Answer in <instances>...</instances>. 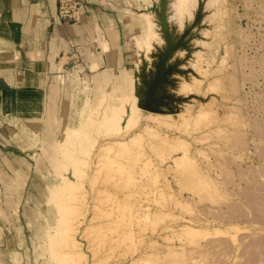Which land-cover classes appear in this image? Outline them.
Returning <instances> with one entry per match:
<instances>
[{
    "label": "rangeland",
    "instance_id": "374dc122",
    "mask_svg": "<svg viewBox=\"0 0 264 264\" xmlns=\"http://www.w3.org/2000/svg\"><path fill=\"white\" fill-rule=\"evenodd\" d=\"M75 1L81 14L85 1ZM172 1L100 0L109 13H119L125 24L121 40L127 64L131 61L128 69L119 74L99 73L93 66L90 72L81 61L61 56L57 67L61 68L64 84L61 101H65L59 104L62 110L58 119H45L51 123L42 125L40 135H36L38 127L35 128V136H39L42 145L22 151L16 141L0 135V264H264V0H187L184 7L193 6V10L198 7L196 11L190 10L193 18L187 12L189 8L184 9L178 0L170 4ZM173 5L175 11L180 6L187 11L173 15ZM162 15L176 48L161 71L164 79L153 88L156 66L168 50ZM151 19L157 21L152 23ZM172 19L178 23L175 25ZM180 20L186 21L184 26ZM150 22L161 28L157 30L161 36L158 34L160 39L157 37V44L147 56L148 52L136 49L134 41L136 36L141 35L142 39ZM177 25L181 31L175 29ZM179 51L182 55L175 56ZM140 58L141 73L137 63ZM146 58H152L150 65L148 61L144 63ZM125 71L127 94H140V105L151 104L156 114H162L169 122L173 117L174 123L165 127L150 123L155 130L146 135L144 145L133 147L135 154L144 149L137 160L133 152L132 156L122 154L123 158L117 154L110 158L115 165L104 158V150L115 140H126L140 132L148 125L144 119L135 128L130 126L129 131L121 130L122 135L118 132L104 135V129L93 128L95 133L90 131V139L83 144L87 151L73 147L68 160H64L58 145L67 127L79 128L104 95L110 93L112 103L115 102L116 96L123 93L118 87ZM190 78L202 81L199 88L195 81L193 86H197H192L199 91L187 90L191 87L187 85ZM179 82L187 91L178 87ZM183 103H189L193 119L204 107L209 108L208 121L201 119L199 128L193 124V129L196 118L191 117L186 126L191 125L184 126L185 121L178 113ZM100 146H105L103 153ZM184 149L188 150L185 156ZM35 156L39 165L33 159ZM80 156L84 158H80L81 163L86 165H81L84 171L78 174L79 181H75L78 175L77 178L72 175L75 163L72 160ZM98 162L106 165L102 167ZM117 164H122L124 170ZM61 174L74 184L78 182L76 186L71 184L78 190L68 189L54 195L52 189L57 184L58 189ZM248 181H254L255 186ZM189 222L207 234L202 231L203 235L195 239L184 238L179 232ZM218 231L224 234L214 235ZM69 234L76 243H71ZM172 245L178 255L170 257L164 251Z\"/></svg>",
    "mask_w": 264,
    "mask_h": 264
},
{
    "label": "crops",
    "instance_id": "0c3cea01",
    "mask_svg": "<svg viewBox=\"0 0 264 264\" xmlns=\"http://www.w3.org/2000/svg\"><path fill=\"white\" fill-rule=\"evenodd\" d=\"M84 1L79 20L70 22L59 19L58 0H0V135L22 151L42 145L34 131L49 124L51 109L52 120L61 116V56L99 73L119 74L131 63L120 14L100 0Z\"/></svg>",
    "mask_w": 264,
    "mask_h": 264
},
{
    "label": "bare ground",
    "instance_id": "6f19581e",
    "mask_svg": "<svg viewBox=\"0 0 264 264\" xmlns=\"http://www.w3.org/2000/svg\"><path fill=\"white\" fill-rule=\"evenodd\" d=\"M174 1H176V0H174ZM174 1H172V2H170V4H174ZM186 1L187 0H178V3H180L181 5H183V7H184V4H186ZM195 1V0H194ZM211 1V0H210ZM209 0H208V2H210ZM215 1V0H214ZM189 2H190V0H189ZM207 2V1H206ZM207 2V3H208ZM176 4L175 5H177L178 3L177 2H175ZM193 3H195V2H193ZM179 4V5H180ZM187 4H188V1H187ZM190 4H192V2L190 3ZM210 4V3H209ZM195 5V4H194ZM178 6V5H177ZM189 6V5H188ZM199 6V5H198ZM205 6H206V3H205ZM174 8V5L173 6H171V8ZM181 7V6H180ZM180 7H178V8H180ZM193 6H190V7H188L189 8V11H187V10H182V7L180 8V9H178L177 7L175 8L176 10H178V11H187L188 13H189V15L191 14L190 13V10H191V8H192ZM196 6H194V9L195 10H193V8H192V11H196V9L198 8H195ZM172 8V9H173ZM187 8V5H185V7H184V9H186ZM187 8V9H188ZM171 9V10H172ZM174 10V9H173ZM173 10H172V12H173ZM178 11H175L174 10V12L172 13L173 15L175 14V12L177 13ZM168 12V11H167ZM170 12V14H171V11H169ZM180 13V12H179ZM146 14V13H145ZM153 14V13H152ZM171 14V15H172ZM183 14V12L181 13V15ZM186 14V13H185ZM184 14V18H186L185 15ZM142 15V14H141ZM172 15V16H173ZM180 15V14H179ZM188 15V14H187ZM170 16V15H169ZM193 15L191 14V17H192ZM148 18H149V12H148V16H147ZM154 17H155V15H154ZM171 17V16H170ZM175 17H178V19H182L183 17H180V16H175ZM190 16L188 17V18H191ZM152 18V17H151ZM156 18V17H155ZM172 18H174V17H172ZM193 18V17H192ZM191 18V19H192ZM187 19V18H186ZM148 20V19H147ZM156 20V19H155ZM154 20V21H155ZM173 20V19H172ZM183 20V19H182ZM153 21V22H154ZM157 21V20H156ZM175 21H176V19H175ZM185 21V20H184ZM184 21H182L181 22V20H180V22H181V25H183L184 23H186V21L184 22ZM188 21V20H187ZM190 21V20H189ZM151 22H152V19H151ZM150 22V25H149V27L147 26L145 29H144V34L146 35V37L145 38H143V36H145V35H143L142 36V39H141V35L140 36H136L137 38H136V40L134 41V46L136 47V49H138V51L140 50V51H142L143 53L144 52H148V54H147V56L148 55H150L151 54V52L150 51H152L153 50V48H154V44H157V43H155L156 42V40H157V37H158V32H157V30H160V29H157L158 27L155 25V23L154 24H152ZM172 22V21H171ZM170 22V23H171ZM173 22H174V20H173ZM179 22V23H180ZM193 22V21H192ZM192 22H189V23H192ZM177 23H178V20H177ZM176 23V24H177ZM188 23V24H189ZM172 25H173V23H171ZM174 24H175V22H174ZM175 24V25H176ZM153 25H155L156 27H155V29H156V31H155V29L153 28ZM186 25V24H185ZM184 26V25H183ZM178 27V25L176 26V28L175 29H179V28H177ZM180 30V29H179ZM194 30H196V29H194ZM200 31H201V29H199ZM198 30V31H199ZM181 31V30H180ZM160 32V31H159ZM177 32H179V31H177ZM202 32H203V30H202ZM142 33H143V31H142ZM183 33V32H182ZM181 33V34H182ZM205 34V33H204ZM160 35V34H159ZM161 36V35H160ZM159 38V37H158ZM160 39V38H159ZM164 39V38H163ZM163 39H162V41H163ZM197 40V42H198V39H196ZM161 41V40H160ZM160 41H159V43H160ZM98 42V41H97ZM158 43V44H159ZM164 43V42H163ZM196 43V42H195ZM161 44V43H160ZM159 44V45H160ZM129 45V44H128ZM158 45V46H159ZM158 46H156V47H158ZM155 47V48H156ZM151 49V50H150ZM182 51V50H181ZM136 52H137V50H136ZM142 52H140V56H141V53ZM180 52V51H179ZM177 52V54H175V56L176 55H178V54H181L182 55V53L180 52ZM153 53V52H152ZM183 53L184 54H186V52H184L183 51ZM137 54H138V52H137ZM139 55V54H138ZM143 56V55H142ZM144 56H146V55H144ZM143 56V57H144ZM185 56V55H184ZM153 57V56H152ZM173 57V56H172ZM178 57V56H177ZM179 57H182V56H179ZM148 58V57H147ZM146 58V59H147ZM149 59H151V60H149ZM149 59H147V60H145L144 59V63H145V61H148L147 63H148V65H150V63H151V61H152V58H149ZM157 59V58H156ZM156 59H154L153 58V60H156ZM142 61H141V58H140V61H138L137 63H138V69H139V65L141 66V63ZM140 63V64H139ZM145 65V64H144ZM146 66V65H145ZM152 66V65H151ZM150 67V66H149ZM95 68V67H94ZM148 67H146V69H147ZM145 69V70H146ZM149 69H153V68H149ZM202 69V68H201ZM140 70L141 69H139L138 71L140 72ZM148 71V70H147ZM201 70H199V72H200ZM138 72V73H139ZM152 72H153V70H152ZM141 73V72H140ZM148 73H150V72H148ZM201 73V72H200ZM128 73L125 71L120 77H121V80H123V82L120 84V86L118 87V89H121L122 91H123V93L121 94H119V95H117L116 97V101L115 102H113L112 103V98L110 97V93H106L107 95H104L102 98H100L99 99V102H98V104L95 106V107H93L92 108V110H91V112L88 114V116L86 117V120L85 121H83L82 123H81V125L79 126V128H73L72 126L68 129V127H67V130L65 131V133H64V139L62 140V141H60V143H59V145H58V147L59 146H61L60 147V149H61V151H62V153H61V155H63L62 157L63 158H66V159H64V160H68V156L70 155V153H72L71 152V150L73 149V147H75V149H76V147L77 148H79V149H84L83 148V144H84V142L87 140V139H90L88 136H89V134H90V131H92L93 130V128H95L94 130H96V127H97V129H98V127H100L102 130L104 129L105 130V132H103V134L104 133H107V132H109V133H111V132H113V133H115V132H118L119 134H120V132H121V130L123 131V130H125L126 128L128 129V128H130V126H132L133 125V128H135L134 127V125L135 126H138V125H140V123L142 122V120L144 119L145 121H146V123L148 124L147 126H144V128L140 131V132H136V133H134V134H132L128 139H126V140H115L114 141V143H111L110 145L108 144L107 146V148L105 147V146H100L102 149H100V147H99V149L100 150H102L101 151V153H103V148L105 147V150H104V156H101V158L102 157H104L106 160L107 159H110V158H112L114 155L116 156L117 154L119 155V156H121L122 154H124L125 153V155L126 154H128V156H132L130 153L131 152H133L132 150H133V147H135V146H142V145H144L143 144V141H144V139H145V137H147L146 135L147 134H152L151 132L152 131H154L155 129H154V127H151V124L150 123H153V124H157L158 126L159 125H166L167 126V124H169L170 126H171V122L172 123H174V121H172L171 119L173 118H171L170 119V117H169V115H165L166 117L168 116L169 117V119H170V121L171 122H169V120H167V119H165L164 118V116H161L162 114H160V115H158V113L156 114V111H155V109H153V110H149V107L147 106V107H143L142 105H140V97H141V95L140 94H138V93H135V92H133V95H128L127 94V92H126V89H124V87H126V75H127ZM202 75V74H201ZM178 77H179V74L177 75ZM189 77H190V75H188ZM192 76V75H191ZM137 77V76H136ZM135 77V78H136ZM63 78H61V80H62ZM138 79V81L140 80L139 79V77L137 78ZM137 79H135V81H137ZM178 79V78H177ZM176 79V80H177ZM191 79V78H190ZM197 80V78H192L191 79V82H192V84H190L191 82L190 81H187V82H189V84H187V85H190L189 87L190 88H188L187 90H189V89H191L192 88V90L193 89H196V88H193V87H195V86H197L198 85V88H199V86H200V82H201V85H202V81L200 80V82L199 81H196ZM199 80V79H198ZM198 82L197 83V85H195V86H193V84L195 83V82ZM177 82V81H176ZM140 83V82H139ZM139 83H138V85H139ZM180 83V82H179ZM178 83V84H179ZM182 84V82L179 84L180 86H178V87H181V88H183V91H187V90H185L186 88H184L185 87V85L183 86V85H181ZM196 84V83H195ZM141 85V84H140ZM134 86V85H133ZM193 86V87H192ZM236 86V85H235ZM177 86H176V92H177V88H178ZM188 87V86H187ZM130 88H131V86H130ZM136 88H139V87H137L136 86ZM174 88V87H173ZM237 88H238V85H237ZM236 89V88H235ZM134 91H135V89H134ZM173 91H174V89H173ZM193 91H199V90H193ZM192 91V92H193ZM131 92H132V90H131ZM175 92V93H176ZM191 92V91H190ZM190 92H189V94H190ZM191 92V93H192ZM135 93V94H134ZM142 93V92H141ZM193 94V93H192ZM53 95H55V93H53ZM142 100V99H141ZM192 105V104H191ZM190 105V106H191ZM194 107V106H193ZM192 107V108H193ZM238 108V107H237ZM190 110H192V109H190V107H189V103L187 104V103H183L182 104V109L180 110V112H178V113H180V118H182V119H184L183 121H185V122H183V123H185L184 124V126H186V122L188 121V120H190L191 121V119H189V118H191L190 117ZM209 110V108L207 109V110H205V107L203 108V110L199 113V116L198 115H194V117L196 118H194L193 119V117H192V119L194 120V122H196V123H194V122H192V126H191V128L193 127V124L195 125L196 124V127L198 126L197 124L198 123H201V119L202 120H206V121H208V119H209V117L207 118V115H208V111ZM144 111H145V113H144ZM192 114H193V112H191ZM171 115V114H170ZM173 116V115H172ZM175 116H179V114H177L176 113V115ZM163 117V118H162ZM199 119H198V118ZM179 118V119H180ZM50 119V116H49V118H48V120ZM174 119V118H173ZM177 120V119H176ZM181 120V119H180ZM190 121H189V123H190ZM169 122V123H168ZM205 122V121H204ZM239 123H240V121H238ZM51 122H49V124H50ZM182 123V122H181ZM150 124V125H149ZM246 124V123H245ZM168 125V127L170 128V126ZM188 126H186V127H189L190 125H191V123H190V125L189 124H187ZM239 126V125H238ZM160 127H162V126H160ZM165 127V126H164ZM168 127H166V128H168ZM92 128V129H91ZM99 128V129H100ZM197 128H199V127H197ZM239 128V127H238ZM98 129V130H99ZM127 129H126V131H127ZM193 129H195V127H193ZM190 130H192V129H190ZM128 131H129V129H128ZM187 131V130H186ZM190 132V131H189ZM238 132H239V130H238ZM92 133H95V131L93 132H91V134ZM98 133H99V131H98ZM124 133H126L127 134V132H124ZM259 133H261V132H259ZM97 134V133H96ZM102 134V133H101ZM102 134V135H103ZM101 135V136H102ZM105 135V134H104ZM103 135V136H104ZM109 135V134H108ZM110 135H112V133L110 134ZM120 135H122V134H120ZM114 136H115V134H114ZM116 136H119V135H116ZM94 137V136H93ZM110 137V136H109ZM120 137V136H119ZM95 138V137H94ZM98 138V137H97ZM123 138V137H122ZM100 139V138H99ZM93 140H95V139H93ZM95 141H97V140H95ZM163 141V140H162ZM145 142V141H144ZM86 143V142H85ZM94 143V142H93ZM92 143V144H93ZM92 144H91V146H92ZM77 145V146H76ZM82 145V146H81ZM86 145V144H85ZM95 145V143L93 144V146ZM153 145V144H152ZM90 147V146H89ZM256 147H258V146H256ZM262 147H264V146H262ZM94 148V147H93ZM92 148V149H93ZM144 148V147H143ZM155 148H156V146H155ZM157 148H159V147H157ZM161 148V147H160ZM241 147H239V149H240ZM260 148V147H259ZM86 149H88V148H86ZM152 149V148H151ZM257 149V148H256ZM262 149V148H261ZM261 149H260V151H261ZM85 150V149H84ZM135 150V149H134ZM138 150V149H137ZM142 150H144V149H142ZM142 150H138V152L135 154L134 152V154H135V156H136V160H137V157H138V155L140 156L141 154H142ZM153 150H154V147H153ZM185 150V149H184ZM238 150V149H237ZM254 150H255V148H254ZM263 150V149H262ZM72 151H74V149L72 150ZM85 151H87V150H85ZM85 151H83V157L86 155L85 154ZM90 151H91V149H90ZM90 151H88V153L90 152ZM148 151V150H147ZM187 151L188 150H185V152L183 153L184 154V156L185 155H187ZM264 151V150H263ZM262 151V152H263ZM77 151L75 150V153H76ZM92 152V151H91ZM74 153V154H75ZM87 153V155H89ZM100 153V152H99ZM100 153V154H101ZM255 153V152H254ZM260 153V152H259ZM80 154V153H79ZM78 154V155H79ZM143 154H144V152H143ZM264 154V153H263ZM82 155V154H81ZM92 155V154H91ZM124 155V156H125ZM148 155V154H147ZM242 155V154H241ZM259 155V154H258ZM262 155V153H260V155L259 156H261ZM33 156V155H32ZM71 156H72V154H71ZM70 156V157H71ZM75 156V155H74ZM118 156V157H119ZM258 156V157H259ZM69 157V158H70ZM98 157H100V156H98ZM117 157V156H116ZM141 157H142V155H141ZM36 161H38L39 160V158H38V156H35V157H33ZM76 158H77V156H76ZM80 158H81V156L80 157H78V160L77 159H75V160H72V159H74L73 157H72V161H75V163H74V167H73V169L74 170H72V175L74 174V176H76V178H77V175L78 174H81L80 172H83L84 170H82L81 169V165L83 166L84 164L86 165V163H81L82 161L81 160H84V158L82 159L81 158V160H80ZM87 158H88V156H87ZM91 158H93V157H91ZM103 158V159H104ZM122 158H123V155H122ZM133 158V157H132ZM90 159V158H89ZM85 160L87 161V164L89 165V162H88V160L85 158ZM91 160V159H90ZM98 160V159H97ZM106 160H104V161H106ZM111 160V159H110ZM147 160V159H146ZM70 161V160H69ZM138 161H139V159H138ZM177 161H180V159H177ZM71 162V161H70ZM85 162V161H84ZM111 162H114V161H112L111 160ZM98 163H100V162H98ZM116 163H117V161H116ZM120 163V162H119ZM101 165H102V163H100ZM99 164V165H100ZM104 164V163H103ZM108 164V163H107ZM109 164H111V165H113L112 163H109ZM114 164H115V162H114ZM146 165H148L147 163H145ZM38 165H39V162H38ZM87 165V166H88ZM97 165V164H96ZM106 165V164H105ZM105 165H102V167H104ZM116 165V164H115ZM62 166H63V164H62ZM65 166V165H64ZM110 166V165H109ZM117 166H118V164H117ZM121 167H122V164L120 165ZM120 166H118V167H120ZM263 166V165H262ZM61 167V166H60ZM85 167V166H84ZM149 167V166H148ZM65 168V167H64ZM66 168H67V166H66ZM71 168H72V166H71ZM112 167H110V169H111ZM114 168V167H113ZM117 168V167H116ZM116 168H114V169H116ZM124 167H122V169H123ZM63 169V168H62ZM100 169H102L101 168V166H100ZM118 169V168H117ZM66 170V169H65ZM109 170V169H108ZM119 170V169H118ZM124 170V169H123ZM257 170V169H256ZM73 171H74V173H73ZM107 171V170H106ZM264 171V170H263ZM59 172V171H58ZM66 172V171H65ZM109 172H110V170H109ZM112 172V171H111ZM121 172V171H120ZM61 173V172H60ZM85 173V172H84ZM107 173V172H106ZM116 173V172H115ZM117 173H119V172H117ZM126 173H128V172H126ZM144 173V172H143ZM86 174V173H85ZM129 174V173H128ZM62 175V174H61ZM63 176V175H62ZM83 176V175H82ZM131 176H132V174H131ZM79 177H80V175H78V178H77V180H75V179H73V180H75V181H79L78 179H79ZM84 177V176H83ZM110 177V176H109ZM204 177V176H203ZM253 177H255V176H253ZM130 178L131 177H129V180H130ZM133 178H135V177H133ZM137 179V178H136ZM135 180V179H134ZM249 180V179H248ZM257 180V179H256ZM256 180H255V182H256ZM264 180V179H263ZM262 180V181H263ZM80 181H82L81 179H80ZM130 181H133V179L132 180H130ZM246 182V181H245ZM248 182H250V181H248ZM254 182V181H253ZM252 182V183H253ZM261 182V181H260ZM251 183V182H250ZM251 183V185H253V186H255L254 184H252ZM257 183V182H256ZM259 183V182H258ZM257 183V184H258ZM74 184L73 182H71V178H69V177H67V176H63V178H62V180H61V182H60V184H59V187H58V189H57V186H58V184H57V186H56V188L54 187V189H52L53 191L52 192H54V195H56V194H58V192L60 191V192H62V191H69L68 189H70V191L72 190V189H77V187L75 188L74 186H72V185ZM76 184H78V182L76 183ZM76 184H74L75 186H76ZM80 184H81V182H80ZM257 184H256V187H258L257 186ZM262 184H264V182L262 183ZM78 186V185H77ZM250 186V185H249ZM262 185L260 184V187H261ZM264 186V185H263ZM79 187V186H78ZM80 188V187H79ZM82 188H84V187H81V189ZM254 188V187H253ZM250 189L252 190V188L250 187ZM254 189H256V188H254ZM262 189V188H261ZM78 190V189H77ZM249 190V189H248ZM256 191V190H255ZM262 191V190H261ZM51 192V191H50ZM51 192V193H52ZM85 192V191H84ZM72 194V193H71ZM73 194H75V193H73ZM256 194V193H255ZM254 194V195H255ZM60 195V194H59ZM62 195V194H61ZM248 195V194H247ZM253 195V196H254ZM261 195H263V194H261ZM63 196V195H62ZM69 196H71V195H69ZM56 197V196H55ZM57 197H59L58 195H57ZM248 197V196H247ZM258 197V196H257ZM256 197V198H257ZM65 198H66V196H65ZM64 198V199H65ZM253 198V197H252ZM251 198V199H252ZM260 198V197H259ZM54 199V198H53ZM59 199V198H58ZM62 199V198H61ZM71 199V198H70ZM77 199V198H76ZM264 199V198H263ZM54 200H56V199H54ZM66 200V199H65ZM65 200H63V201H65ZM75 200V199H74ZM68 201V200H67ZM70 201V200H69ZM72 201V200H71ZM64 203V202H63ZM70 203V205L69 206H71V202H69ZM259 204H260V202H258ZM264 203V202H263ZM62 204V203H61ZM47 205V204H46ZM66 205V204H65ZM64 205V206H65ZM254 205H255V202H254ZM68 206V207H69ZM73 206V205H72ZM256 206H258V204L256 205ZM261 206V205H260ZM252 207H254V206H252ZM262 207H263V205H262ZM56 208H57V206H56ZM255 208V207H254ZM258 208V207H257ZM251 210V209H250ZM255 210H259V209H255ZM261 211V210H260ZM263 211H264V207H263ZM251 212V211H250ZM259 212V211H258ZM258 212H256V213H258ZM58 213V212H57ZM252 213H253V211H252ZM263 214V213H262ZM261 214V215H262ZM254 215V214H253ZM239 216V215H238ZM249 216H251V215H249ZM258 216V215H257ZM264 216V215H263ZM260 217V216H259ZM253 218H256V217H253ZM61 219H63V218H61ZM58 221V220H57ZM62 222V221H61ZM60 222V223H61ZM188 223V222H187ZM193 223V222H192ZM61 224H63L64 225V223L62 222ZM194 224V223H193ZM193 224H191L190 222H189V224H185V225H182V227H181V230H180V234L182 235V236H184V238H187L188 240H192V239H195V238H197V236H200V235H203L202 234V231H204V229L203 228H201L200 229V227L198 228V227H196V226H193ZM59 226V225H58ZM68 226V225H67ZM64 227V226H63ZM69 227V226H68ZM72 228V227H71ZM219 231H223V232H225L224 230H219ZM215 232L214 233V235H216V234H224V233H222V232ZM72 233H73V231H71ZM227 233V232H226ZM74 234V233H73ZM204 234H207V232L205 233V231H204ZM71 234H69V237L70 238H72L73 236H70ZM181 236V237H182ZM48 237V236H47ZM58 238V237H57ZM75 238V237H74ZM72 240H74L73 238L71 239V243H76V242H72ZM59 241V240H58ZM56 244H58V243H56ZM63 244V243H62ZM57 246V245H56ZM74 246H76V245H74ZM173 246V245H172ZM170 247V246H168V247H170V248H168L169 250L168 251H164V253H167V254H170V257L172 256L173 257V255L175 256V255H178L177 253V251L178 250H176V246H173V247ZM53 247V246H52ZM54 247H55V244H54ZM58 247H59V245H58ZM57 247V248H58ZM71 247H72V249H73V246L71 245ZM79 248V247H78ZM54 249V248H53ZM76 250V249H75ZM72 251H74V250H72ZM53 253V252H52ZM51 253V254H52ZM73 253V252H72ZM72 253H71V255H72ZM79 253H81V252H79ZM78 253V254H79ZM64 254V253H63ZM67 254V253H66ZM82 254V253H81ZM166 254V255H167ZM76 255V254H75ZM65 256V255H64ZM69 256H70V253H69ZM68 256V257H69ZM169 256V255H168ZM67 257V256H66ZM72 257H74V254H73V256ZM77 257V256H76ZM80 257V256H79ZM78 257V258H79ZM70 258H71V256H70ZM77 258V259H78ZM76 259V260H77ZM72 260V259H71ZM70 260V261H71ZM64 262V261H63ZM67 262H69V261H67ZM73 262V261H72ZM71 263V262H70ZM75 264V263H74Z\"/></svg>",
    "mask_w": 264,
    "mask_h": 264
},
{
    "label": "water",
    "instance_id": "95a60500",
    "mask_svg": "<svg viewBox=\"0 0 264 264\" xmlns=\"http://www.w3.org/2000/svg\"><path fill=\"white\" fill-rule=\"evenodd\" d=\"M164 14V13H163ZM165 15V14H164ZM162 15L161 21L163 24V29H164V36L168 45V50L166 55L161 59V61L159 62V64L156 66L157 72L156 75L157 77L155 78L154 82L151 84V87L153 88H157L158 85L161 84L162 80L165 77V74H162V70L164 68L165 63L169 60L170 56L173 54V52L175 51L176 46H174L173 41L171 39V37L168 34V25H167V20L165 18V16ZM149 107V110H153V106L151 104L145 103L143 107Z\"/></svg>",
    "mask_w": 264,
    "mask_h": 264
},
{
    "label": "built area",
    "instance_id": "2783aa9c",
    "mask_svg": "<svg viewBox=\"0 0 264 264\" xmlns=\"http://www.w3.org/2000/svg\"><path fill=\"white\" fill-rule=\"evenodd\" d=\"M79 3L75 0H58L57 15L61 20L78 21L80 18Z\"/></svg>",
    "mask_w": 264,
    "mask_h": 264
}]
</instances>
